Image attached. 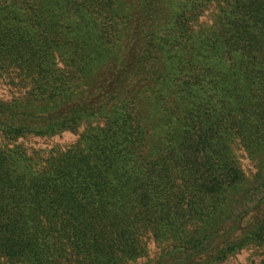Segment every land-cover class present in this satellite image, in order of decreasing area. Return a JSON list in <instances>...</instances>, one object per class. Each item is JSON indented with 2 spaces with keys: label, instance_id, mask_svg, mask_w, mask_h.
<instances>
[{
  "label": "trees",
  "instance_id": "16d2710c",
  "mask_svg": "<svg viewBox=\"0 0 264 264\" xmlns=\"http://www.w3.org/2000/svg\"><path fill=\"white\" fill-rule=\"evenodd\" d=\"M0 83V264L264 245V0H0Z\"/></svg>",
  "mask_w": 264,
  "mask_h": 264
},
{
  "label": "rangeland",
  "instance_id": "374dc122",
  "mask_svg": "<svg viewBox=\"0 0 264 264\" xmlns=\"http://www.w3.org/2000/svg\"><path fill=\"white\" fill-rule=\"evenodd\" d=\"M207 15V14H206ZM8 87L4 84L0 83V95L6 97L8 95L7 90ZM78 137V133H64L61 136H54L50 139H39L35 140V146L40 147H50L51 145L55 144H68L73 142ZM264 254V245L261 247H248L240 251L238 254L230 257L226 264H258L259 259Z\"/></svg>",
  "mask_w": 264,
  "mask_h": 264
}]
</instances>
